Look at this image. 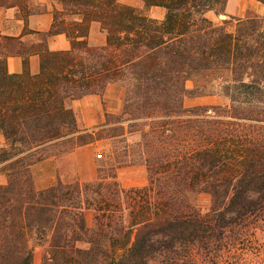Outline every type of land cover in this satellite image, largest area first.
<instances>
[{"label":"trees","instance_id":"1","mask_svg":"<svg viewBox=\"0 0 264 264\" xmlns=\"http://www.w3.org/2000/svg\"><path fill=\"white\" fill-rule=\"evenodd\" d=\"M31 1L0 7L29 14ZM53 1L39 45L0 39V264H33L36 246L43 264H226L264 221V16L216 24L208 14L225 15L227 0H141L162 20L119 0ZM93 25L102 46L89 42ZM59 34L70 50H49ZM15 56L19 74L7 68ZM113 86L121 112L104 104V120L81 128L73 104ZM206 96L226 103L186 106ZM102 141L118 168L145 166L148 184L37 187L36 165Z\"/></svg>","mask_w":264,"mask_h":264},{"label":"rangeland","instance_id":"2","mask_svg":"<svg viewBox=\"0 0 264 264\" xmlns=\"http://www.w3.org/2000/svg\"><path fill=\"white\" fill-rule=\"evenodd\" d=\"M260 6L264 9V5L261 4ZM132 7L150 18H155L157 20L163 19L164 11L162 9L145 8L140 10L136 6ZM254 15L264 16V13L259 14L255 10H251L245 18ZM208 16L216 24H221L224 20H230V18L217 16L213 12ZM105 39V33H103L101 29H96L90 44L102 46L101 42H104ZM194 86L195 81L187 82V87L189 89H193ZM100 98L103 105H101V111L96 113L94 110H90L95 106L88 101L84 103H75V105L73 104L81 128H85L86 126L84 119H87V114H96L100 117V122L104 120V114L106 112L104 104L107 105L108 108L106 109H108L110 113L119 114L121 112L123 107V93L120 89L114 86L110 87L105 96ZM185 103L187 107L195 105H223L226 103V100L220 96H206L187 99ZM137 139L138 138L134 137L130 139V141L134 142ZM99 156H101V158ZM115 156L108 142H96L95 144L80 148L61 159L50 160L49 162L45 161L36 165L33 168L36 185L39 189H42L49 182H56L59 178L64 182L78 180L82 183H92L100 179L108 182L112 178H116L120 185L127 190L142 188L148 184V174L145 166L135 165L128 168H118ZM208 204L209 201L206 198H201L199 201L201 207L206 208ZM259 226L260 227L256 228L253 235L247 240L244 242H236L235 246L237 251L232 253V257L227 260L226 264H264V221H261ZM216 244L218 243H215V245ZM37 250H43L44 257L48 253L46 246H36L35 251ZM234 256H236L235 259ZM197 264H199V262Z\"/></svg>","mask_w":264,"mask_h":264},{"label":"crops","instance_id":"3","mask_svg":"<svg viewBox=\"0 0 264 264\" xmlns=\"http://www.w3.org/2000/svg\"><path fill=\"white\" fill-rule=\"evenodd\" d=\"M121 4L136 6L138 9H145L144 3L141 0H119ZM261 3L255 0H227L225 15L222 18H245L249 11L255 10L259 14L264 13V9L260 6ZM58 7L53 0H32L30 2V13L26 14L20 8H3L0 7V39L3 37L20 38L27 45H39L44 34L48 33L54 22V10ZM162 9V8H150ZM163 10V9H162ZM164 11V10H163ZM210 14V13H209ZM208 14V15H209ZM165 17V11L163 18ZM209 17V16H208ZM96 29L100 30L99 25H93L89 36V42L93 37ZM106 40V39H105ZM102 45L105 44L101 42ZM48 48L50 51H68L71 49V42L65 34L55 35L48 39ZM29 69L32 74H37L40 71V56L35 54L29 59ZM7 68L11 74H19L24 70L22 57H10L7 61ZM88 101L94 104V112L101 111L102 100L99 96H89L75 103H84ZM74 103V105H75ZM74 108V106H73ZM89 110V111H90ZM91 113V112H89ZM87 119H84L85 128H93L100 123V117L87 114ZM79 124V122H78ZM50 161V160H49ZM47 161V162H49ZM57 182V181H56ZM49 182L44 188H48L56 183ZM42 188V189H44ZM85 220L88 226H92L94 222V213L87 212ZM43 250H37L34 254L33 264H43Z\"/></svg>","mask_w":264,"mask_h":264},{"label":"built area","instance_id":"4","mask_svg":"<svg viewBox=\"0 0 264 264\" xmlns=\"http://www.w3.org/2000/svg\"><path fill=\"white\" fill-rule=\"evenodd\" d=\"M101 158V156H99Z\"/></svg>","mask_w":264,"mask_h":264}]
</instances>
